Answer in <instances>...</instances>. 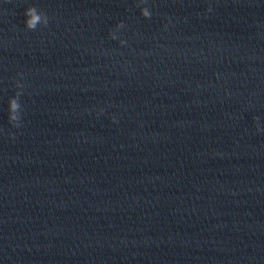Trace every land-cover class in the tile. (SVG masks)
<instances>
[{
	"label": "clouds",
	"instance_id": "1",
	"mask_svg": "<svg viewBox=\"0 0 264 264\" xmlns=\"http://www.w3.org/2000/svg\"><path fill=\"white\" fill-rule=\"evenodd\" d=\"M207 11H211V8L209 7L207 9ZM141 14L144 16V17H149L150 18V13L148 12V10L146 8L144 9H141ZM25 16L28 17V19L26 20V26L27 28L29 29H33L37 23V21H39L40 17L38 15H36V10L34 7H30L26 10L25 12ZM122 26V24L120 25ZM18 107V105L16 104V102L13 100L12 103H11V108L13 110H15L16 108ZM12 119H16L15 117H12ZM115 119V118H113ZM16 127H19V125H16Z\"/></svg>",
	"mask_w": 264,
	"mask_h": 264
}]
</instances>
